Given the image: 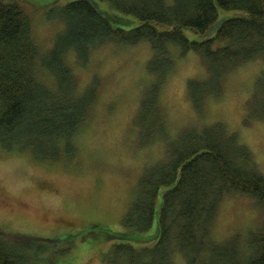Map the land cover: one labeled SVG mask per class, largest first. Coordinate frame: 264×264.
Wrapping results in <instances>:
<instances>
[{
	"label": "trees",
	"instance_id": "obj_1",
	"mask_svg": "<svg viewBox=\"0 0 264 264\" xmlns=\"http://www.w3.org/2000/svg\"><path fill=\"white\" fill-rule=\"evenodd\" d=\"M58 1L49 3L48 16L62 19L64 28L43 52L33 27V12L43 8L42 1L0 0V139L20 146L36 140L49 151L60 150V144L70 148L94 107L96 86L80 88L67 54L75 52L87 65L95 47L148 41L152 79L135 120L147 144L165 140L166 154L141 175L121 222L126 228L94 225L89 233L115 240L106 264H174L175 252L189 264H264L263 229L245 255L239 243L222 246L228 236L217 238L213 228L227 194L247 195L264 211V172L248 147L221 121L167 136L159 102L174 69L173 44L183 54L198 52L207 65V80L188 82L197 110L207 94L221 93L227 71L264 58V0H69L57 8ZM220 9L233 13L220 17ZM186 29L199 37L190 38ZM48 153L41 158L59 157ZM79 236L69 233L62 240ZM41 239L0 224V264H48L46 259L52 262L70 249L45 254Z\"/></svg>",
	"mask_w": 264,
	"mask_h": 264
},
{
	"label": "rangeland",
	"instance_id": "obj_2",
	"mask_svg": "<svg viewBox=\"0 0 264 264\" xmlns=\"http://www.w3.org/2000/svg\"><path fill=\"white\" fill-rule=\"evenodd\" d=\"M40 1L43 8L33 12V27L44 52L54 45L64 22L57 16H48L52 0ZM68 1L59 0L55 5L59 8ZM232 13L219 10L220 17ZM185 33L192 39L199 37L190 29ZM170 53L174 69L159 94L166 135L176 136L185 127L221 121L248 147L264 172V58L227 71L221 93L207 94L197 110L188 82L207 80V65L199 53L191 50L183 54L178 45H171ZM152 55L148 41L95 47L87 65L75 52H69L67 59L80 88L91 83L96 86L94 107L74 141H70V148L60 144V150L49 151L47 145L36 140L31 146L22 141L20 146L0 139V224L42 238L40 242L47 244L45 254L70 247L45 263L106 264L105 253L115 240L106 241L97 232L90 234L89 228H126L121 222L137 196L141 175L166 154L165 140L157 138L147 144L135 120L143 90L152 79L148 68ZM44 151L59 157L41 158ZM213 228L217 238L228 236L222 246L235 247L239 243L240 251L246 255L255 233L264 230V211L247 195L227 194ZM69 233L80 236L64 242L62 239ZM83 236L87 239L80 238ZM172 259L174 264H189L177 252Z\"/></svg>",
	"mask_w": 264,
	"mask_h": 264
},
{
	"label": "bare ground",
	"instance_id": "obj_3",
	"mask_svg": "<svg viewBox=\"0 0 264 264\" xmlns=\"http://www.w3.org/2000/svg\"><path fill=\"white\" fill-rule=\"evenodd\" d=\"M198 53V52H197Z\"/></svg>",
	"mask_w": 264,
	"mask_h": 264
}]
</instances>
